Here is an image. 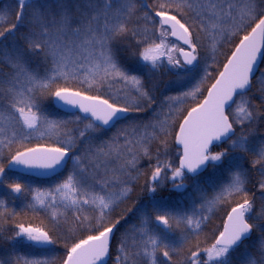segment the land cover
Returning <instances> with one entry per match:
<instances>
[{"label": "snow or ice", "instance_id": "snow-or-ice-1", "mask_svg": "<svg viewBox=\"0 0 264 264\" xmlns=\"http://www.w3.org/2000/svg\"><path fill=\"white\" fill-rule=\"evenodd\" d=\"M0 264H264V0H0Z\"/></svg>", "mask_w": 264, "mask_h": 264}]
</instances>
